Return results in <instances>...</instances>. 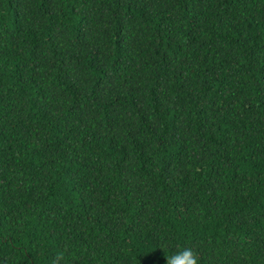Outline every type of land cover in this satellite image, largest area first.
Listing matches in <instances>:
<instances>
[{
	"label": "trees",
	"instance_id": "obj_1",
	"mask_svg": "<svg viewBox=\"0 0 264 264\" xmlns=\"http://www.w3.org/2000/svg\"><path fill=\"white\" fill-rule=\"evenodd\" d=\"M264 264V0H0V264Z\"/></svg>",
	"mask_w": 264,
	"mask_h": 264
},
{
	"label": "clouds",
	"instance_id": "obj_2",
	"mask_svg": "<svg viewBox=\"0 0 264 264\" xmlns=\"http://www.w3.org/2000/svg\"><path fill=\"white\" fill-rule=\"evenodd\" d=\"M167 264H200L198 255L191 247H183L171 256H166Z\"/></svg>",
	"mask_w": 264,
	"mask_h": 264
}]
</instances>
